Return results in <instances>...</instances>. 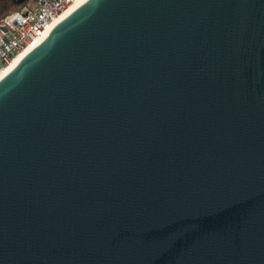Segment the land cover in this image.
Listing matches in <instances>:
<instances>
[{
	"label": "water",
	"instance_id": "water-1",
	"mask_svg": "<svg viewBox=\"0 0 264 264\" xmlns=\"http://www.w3.org/2000/svg\"><path fill=\"white\" fill-rule=\"evenodd\" d=\"M0 264H264V0H86L8 72Z\"/></svg>",
	"mask_w": 264,
	"mask_h": 264
},
{
	"label": "built area",
	"instance_id": "built-area-1",
	"mask_svg": "<svg viewBox=\"0 0 264 264\" xmlns=\"http://www.w3.org/2000/svg\"><path fill=\"white\" fill-rule=\"evenodd\" d=\"M77 0H34L0 19V70L26 50L32 51L54 21Z\"/></svg>",
	"mask_w": 264,
	"mask_h": 264
},
{
	"label": "bare ground",
	"instance_id": "bare-ground-1",
	"mask_svg": "<svg viewBox=\"0 0 264 264\" xmlns=\"http://www.w3.org/2000/svg\"><path fill=\"white\" fill-rule=\"evenodd\" d=\"M86 0H77L68 10L62 13L52 24L49 29L51 33L65 18H67L72 12H74L80 5H82ZM31 51L26 50L20 55L16 56L7 66L0 70V80L13 68H15Z\"/></svg>",
	"mask_w": 264,
	"mask_h": 264
},
{
	"label": "flooded vegetation",
	"instance_id": "flooded-vegetation-1",
	"mask_svg": "<svg viewBox=\"0 0 264 264\" xmlns=\"http://www.w3.org/2000/svg\"><path fill=\"white\" fill-rule=\"evenodd\" d=\"M27 1L28 0H0V19H2L11 8L21 6Z\"/></svg>",
	"mask_w": 264,
	"mask_h": 264
},
{
	"label": "rangeland",
	"instance_id": "rangeland-1",
	"mask_svg": "<svg viewBox=\"0 0 264 264\" xmlns=\"http://www.w3.org/2000/svg\"><path fill=\"white\" fill-rule=\"evenodd\" d=\"M33 1H34V0H28L29 3H33ZM19 7H20V6H18V7H14V8H11V9L7 12L6 15L12 14V13L15 12L16 10H18ZM6 15H5V16H6Z\"/></svg>",
	"mask_w": 264,
	"mask_h": 264
},
{
	"label": "crops",
	"instance_id": "crops-1",
	"mask_svg": "<svg viewBox=\"0 0 264 264\" xmlns=\"http://www.w3.org/2000/svg\"><path fill=\"white\" fill-rule=\"evenodd\" d=\"M28 2V1H27Z\"/></svg>",
	"mask_w": 264,
	"mask_h": 264
}]
</instances>
